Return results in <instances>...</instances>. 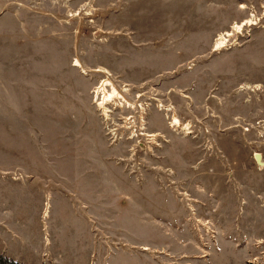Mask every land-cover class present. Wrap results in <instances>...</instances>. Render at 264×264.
I'll use <instances>...</instances> for the list:
<instances>
[{
  "label": "rangeland",
  "instance_id": "obj_1",
  "mask_svg": "<svg viewBox=\"0 0 264 264\" xmlns=\"http://www.w3.org/2000/svg\"><path fill=\"white\" fill-rule=\"evenodd\" d=\"M0 264H264V0H0Z\"/></svg>",
  "mask_w": 264,
  "mask_h": 264
},
{
  "label": "bare ground",
  "instance_id": "obj_2",
  "mask_svg": "<svg viewBox=\"0 0 264 264\" xmlns=\"http://www.w3.org/2000/svg\"><path fill=\"white\" fill-rule=\"evenodd\" d=\"M254 23H255V20L253 18H250L249 20H245L242 23L239 21L234 22L232 25V30L233 31L235 30L238 33H241L246 24L251 25ZM231 35H232V31H230V30H226V31L219 33L216 40H215L214 50L220 51V50L225 49L228 46V43L230 42V36ZM74 65L77 67H82L81 61L77 58L75 59ZM249 87H250V85H248V88ZM126 89L127 88H125L124 90H126ZM94 92L96 93V100L98 102V105L100 108H102V110L106 116H108V109H109L107 107L108 104L111 103L114 99L124 98V96L120 93V91L115 87V85L112 83V81L109 78L103 79L101 81V83L99 84V86H97V88ZM170 125L174 126V127L181 126L180 120L176 114H174ZM185 128H187V126ZM258 161L260 162L261 165H263L262 160H261L259 155H258Z\"/></svg>",
  "mask_w": 264,
  "mask_h": 264
}]
</instances>
